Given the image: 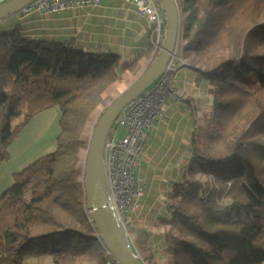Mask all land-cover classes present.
<instances>
[{"label":"trees","instance_id":"1","mask_svg":"<svg viewBox=\"0 0 264 264\" xmlns=\"http://www.w3.org/2000/svg\"><path fill=\"white\" fill-rule=\"evenodd\" d=\"M156 1L163 46L166 13ZM185 2L183 57L207 82L212 110L203 121L192 111L190 160L169 192V264H264V0ZM6 23L0 20V168L38 113L57 109L60 133L56 148L15 173L0 196V264L44 256L52 264H107L112 257L80 181L81 154L91 141L88 122L121 79L122 55L25 37ZM154 49L152 41L127 69Z\"/></svg>","mask_w":264,"mask_h":264},{"label":"crops","instance_id":"2","mask_svg":"<svg viewBox=\"0 0 264 264\" xmlns=\"http://www.w3.org/2000/svg\"><path fill=\"white\" fill-rule=\"evenodd\" d=\"M158 6L164 14L160 4ZM5 20L9 25L7 28L20 26L25 37L74 41L76 46L85 51L117 52L122 55L123 72L126 73L130 70L127 69L128 62L145 51L152 42L151 29L154 27L135 5L122 0H111V3L106 0V4L102 2L100 6L86 5L55 14L36 11L26 18L15 14ZM184 20L182 19V30ZM184 43L183 39L182 44ZM155 53L156 49L150 56H145L149 57V64ZM138 63L142 65L143 59ZM182 67L176 71L172 93L164 104V115L151 130L143 160L136 168V177L145 184V200L141 211L131 214L127 224L126 230L132 245H149L150 248H155L154 245L167 244L169 225L165 221L171 216L169 192L172 184L182 178L190 160L192 111L197 112L198 118L200 112L209 111L204 109L205 100L210 102L207 82L199 79L194 68L188 65ZM44 112L47 125L40 122L38 124ZM39 114L41 115L37 116ZM37 115L16 137L10 148V159L0 168V196L13 184L15 173L56 144L60 133V112L52 108ZM78 264L96 263L83 258Z\"/></svg>","mask_w":264,"mask_h":264},{"label":"built area","instance_id":"3","mask_svg":"<svg viewBox=\"0 0 264 264\" xmlns=\"http://www.w3.org/2000/svg\"><path fill=\"white\" fill-rule=\"evenodd\" d=\"M9 0H0L3 4ZM103 0H35L24 6L17 14L27 16L33 12L45 14L73 11L86 5L100 6ZM137 7L154 25V43L160 47L162 39L163 14L156 0H122ZM180 33H182V24ZM183 38H178L176 48L165 71L146 88L140 95L130 101L118 114L108 133L104 164L109 183L106 191L107 207L118 223L127 228L131 214L139 213L145 200V184L136 178V168L144 156L147 138L154 125L164 115V104L172 91L177 65L179 62V47ZM182 63L184 60L180 59ZM178 62V63H177ZM183 64H186L184 62ZM122 129L125 134L121 135ZM86 166L82 168L80 181L86 192ZM89 211V210H88ZM108 250V249H107ZM107 264H122L113 257Z\"/></svg>","mask_w":264,"mask_h":264},{"label":"water","instance_id":"4","mask_svg":"<svg viewBox=\"0 0 264 264\" xmlns=\"http://www.w3.org/2000/svg\"><path fill=\"white\" fill-rule=\"evenodd\" d=\"M35 0H9L0 4V20L17 14ZM167 18L164 45L154 62L143 72L127 91L109 104L101 114L92 135L86 166V202L90 219L95 223L99 237L114 258L122 264H146L133 250L126 228L112 217L106 202L109 187L105 164V142L111 126L120 111L135 97L140 95L165 71L180 35L182 17L176 0H161Z\"/></svg>","mask_w":264,"mask_h":264},{"label":"rangeland","instance_id":"5","mask_svg":"<svg viewBox=\"0 0 264 264\" xmlns=\"http://www.w3.org/2000/svg\"><path fill=\"white\" fill-rule=\"evenodd\" d=\"M107 1L109 3H111V0H107ZM176 1L179 4L182 19L184 20V18H185V20H186L187 17H185V16L188 15V11L186 9V2H185V0H176ZM102 2L104 4H106V0H104ZM28 16L29 15L24 16V18H26ZM166 20H167V18H166ZM185 20H184V22H186ZM166 30H167V27H166V29H165V31L163 33V40L164 41H165V38H166ZM182 36H183V31H182V33H180V37L181 38H182ZM152 41L154 43V35L152 36ZM154 45L156 46V49L157 48H161V46L160 47L157 46L156 40H155ZM183 45L184 44H182V42H181L180 47H179V52H178V56H179L178 62L179 63L177 62L178 63L177 65H179V66H177V70H178V68H180L182 66L185 67L186 65H188L187 63H189V62H186L184 60L185 58L183 59V53H184L183 52ZM159 53H160V50H159L158 54ZM147 58H149V57H145L146 61H144V58H142L143 59L142 65L139 64V63H137L136 68L134 70L130 69L128 73L122 72L121 79L118 82H116L113 87H111L109 89V91L107 92V94H106V96L104 98V101L102 102V104H100L96 108L93 116L91 117L90 121L87 124L86 131H85V136H86L87 139H89V141L92 138V135L94 133V130H95V127H96V125L98 123V120L100 119L101 114L105 111L107 105H109L110 103H112L122 93H124L125 91H127V89H129L137 81V79L143 74V72L145 70H147V68L151 65V64H149L150 63V60L147 59ZM180 59L184 60V62H186V64H183L184 62L182 63V61ZM152 62H153V59H152ZM171 93H172V91H171ZM204 100H205V98H204ZM209 106H210V102L207 103L206 100H205L204 109H209V111L212 110L211 106L210 107ZM41 113H43V112H41ZM40 115L41 114H39L37 116H40ZM48 119H50V118H48ZM199 119H200V121H203V112H200L199 113ZM31 121H32V119H31ZM39 122H40V124H43V125L46 124V112H44V114H42V116L39 118L38 124H39ZM48 122H49V120H48ZM123 134H125V129H122V131H121V135H123ZM15 140L16 139H14V141ZM12 143L8 147L9 159H10V153H11L10 152V148H11ZM55 148H56V145L54 143L48 149L44 150L43 151L44 153H42V155H45V154H48V153L52 152ZM87 155H88V148L87 149H84L82 151V154H81V156H82V159H81V163H82L81 164V167L82 168L85 165V161H86ZM154 246H155V248L154 247L150 248L149 245H132L133 250L136 252V254L139 255V257L144 262H146V264H169L170 261H171V256H169V254L167 252L168 251L167 245H157V246L154 245ZM143 250H144V252H143ZM148 251L149 252L151 251V252L149 253ZM144 253H146V256H144ZM28 262L30 264H52L51 259H49L46 256H44V257H38V258L37 257H33V258H30L28 260Z\"/></svg>","mask_w":264,"mask_h":264}]
</instances>
